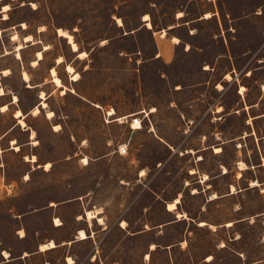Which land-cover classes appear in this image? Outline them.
I'll list each match as a JSON object with an SVG mask.
<instances>
[{
	"label": "rangeland",
	"instance_id": "rangeland-1",
	"mask_svg": "<svg viewBox=\"0 0 264 264\" xmlns=\"http://www.w3.org/2000/svg\"><path fill=\"white\" fill-rule=\"evenodd\" d=\"M0 78V264H264V0H1Z\"/></svg>",
	"mask_w": 264,
	"mask_h": 264
},
{
	"label": "bare ground",
	"instance_id": "bare-ground-1",
	"mask_svg": "<svg viewBox=\"0 0 264 264\" xmlns=\"http://www.w3.org/2000/svg\"><path fill=\"white\" fill-rule=\"evenodd\" d=\"M33 6H35V5H33ZM5 8L7 9V11H4ZM10 9H11V7H10L9 4H4L3 5L2 12L4 13V19H5V17L8 18L7 12ZM180 14H181V12L178 14V17L179 18L183 16V14L182 15H180ZM211 16H212L211 13H206L205 18H210ZM145 17H148L147 20L144 19V21L146 22L147 27L148 28H152V23H151L150 15L149 14H145L144 15V18ZM117 22H118V24L120 26H123V21L120 18L117 19ZM23 25H24V28L27 27L26 26V23H23ZM57 33H58V35L60 37H64V38H66L68 40V44L71 45V48H72V50L74 52H77V54H78L77 56L79 58H85L87 56V53L85 51H80L79 50V46H78L77 42L75 41L74 36L71 33H69L67 30H65L63 28H58L57 29ZM166 34H167L166 31L163 30L162 33H161V36L164 37V36H166ZM13 39L14 40L19 39V35L17 33L14 34L13 35ZM26 40L31 41V39L29 37H27ZM173 42L179 43L180 42V39L178 37H173ZM33 43H36V42H33ZM21 48H22V45L19 44L18 47H17V49H16L17 50V57L20 58V59H21V53H20ZM48 49H49L48 46H44L43 50L37 51V58L32 61V66L39 65L40 61L44 58V52L47 51ZM6 54H8V52H6ZM56 61H57L58 64H61V63L64 62V59H63L62 56H60V57H58L56 59ZM66 71L71 75V79L73 81H78L80 79V74L77 71H75V69H74V67L72 65L67 64L66 65ZM1 72H2L1 74H3L4 76H7L10 73V69L6 68V69H4ZM22 75H23V80L25 82H28L30 80V76H29V74L26 71H23ZM50 75H51V81L54 83V85L57 88H60L61 89V94H66L68 88L63 84V81L59 77V75H58L57 70H56L55 67H53V68L50 69ZM226 76L230 78V75L229 74L226 75ZM0 83H1V78H0ZM218 86L221 87V84L218 85ZM243 90H245V87L242 86L241 87V92H243ZM71 91H73V90H71ZM0 94L1 95H5V90H4V88L2 86H0ZM41 99L43 101H41L40 105L35 106L32 109V114L38 115L41 112L40 109H42V108L43 109H46L47 108V103H46V100H45L46 98H45V93L44 92L41 93ZM17 100H18V98L16 96H14V102H12V104H15L17 102ZM7 110H9V105L8 104H4L2 106L1 111L2 112H6ZM153 110H155V109H153ZM109 114L110 115H114V114H116V112H115V110L113 108H111L110 111H109ZM46 115H47L48 118H53L55 116V113H54V111L49 110V111L46 112ZM14 117L18 120V124H20L22 127H25L26 126V123L24 121L26 115L23 113V111L21 109L15 110ZM133 128H136V129L141 128V123L140 122L133 123ZM59 129H60V125H55V130H59ZM33 136H34V132H33L32 138H33ZM12 143L15 144V140H13ZM34 143L36 145L38 143L37 140ZM13 148L16 151H19L20 150V146L17 145V144ZM215 150H216V152H219L221 150V148L216 147ZM27 160H29L32 163H35L37 161V157L35 155H33L31 157H28ZM50 167H51V163H46L45 169L46 170H49ZM28 177L29 176L27 175V178ZM206 178H207V176H205V179ZM179 202H180V198L177 197L174 200V202L168 204V209L169 210L176 209V207H177V205H178ZM86 214H87V218H88L89 221H91L93 218L96 217V213L94 211H87ZM179 216H181L180 213L178 214V217ZM97 219H99V221H101V223L103 222L102 218H97ZM55 222H56V225H60V221L58 219H56ZM200 224L201 225H204V224H206V222H201ZM86 238H88L87 233L84 230H80V232H79V239H82L83 240V239H86ZM55 246H56L55 243L53 241H50L48 243L41 244L40 250L41 251H45L47 249L54 248ZM153 248H155V245L154 244L151 245V249H153ZM26 254L27 253H25L24 255H26ZM3 255L7 259H9V257H10L9 253L6 252V251L3 252ZM148 257H149V254H147V258ZM67 261L69 262V264H73L74 263V260L71 259L70 257H68Z\"/></svg>",
	"mask_w": 264,
	"mask_h": 264
},
{
	"label": "crops",
	"instance_id": "crops-1",
	"mask_svg": "<svg viewBox=\"0 0 264 264\" xmlns=\"http://www.w3.org/2000/svg\"><path fill=\"white\" fill-rule=\"evenodd\" d=\"M208 12H211V11H208ZM212 14H213V16L215 15L213 12H211ZM212 16V17H213ZM152 23V22H151ZM145 25H146V22H145ZM147 26V25H146ZM154 26V25H153ZM154 27H152V28H150V30L151 29H153ZM162 32V31H161ZM167 35V34H166ZM164 37H166V36H164ZM174 37H176V36H174ZM175 43V42H174ZM188 47H189V45H188ZM250 72H252V75L254 74V70L253 69H248ZM37 85H34V87H31V88H35ZM256 104L257 103H252V104H250V107L251 108H254L255 106H256ZM255 117H258V118H261V117H264V113L263 114H259V115H256ZM257 118V119H258ZM256 119V118H255ZM252 133V132H251ZM215 148V147H214ZM206 149H207V147H206ZM37 162V161H36ZM181 202V201H180ZM179 202V203H180ZM168 209V208H167ZM177 210H178V206H177V208L175 209V210H173V211H176V214H178V212H177ZM168 211H171V210H169L168 209ZM229 224H231V223H229ZM87 239V238H86ZM155 245V248L158 246V245H156V244H154ZM41 246V245H40ZM57 246H55L54 248H56ZM224 247H226V246H224ZM223 247V248H224ZM155 248H153V249H155ZM210 260H208V261H213V259H214V257H213V255H210L209 257H208Z\"/></svg>",
	"mask_w": 264,
	"mask_h": 264
},
{
	"label": "snow or ice",
	"instance_id": "snow-or-ice-1",
	"mask_svg": "<svg viewBox=\"0 0 264 264\" xmlns=\"http://www.w3.org/2000/svg\"><path fill=\"white\" fill-rule=\"evenodd\" d=\"M4 11H7V9L5 8ZM180 15H182V13ZM5 19H7V17H5ZM144 19L147 20L148 17H145ZM153 111H155V110H153ZM218 111H219V109H218ZM84 163H87V160H85ZM241 167H244V165H241ZM20 235L23 236L24 234L23 233H20Z\"/></svg>",
	"mask_w": 264,
	"mask_h": 264
},
{
	"label": "built area",
	"instance_id": "built-area-1",
	"mask_svg": "<svg viewBox=\"0 0 264 264\" xmlns=\"http://www.w3.org/2000/svg\"><path fill=\"white\" fill-rule=\"evenodd\" d=\"M138 121V119H136ZM13 187V184H6L5 188L7 191L11 190V188Z\"/></svg>",
	"mask_w": 264,
	"mask_h": 264
}]
</instances>
